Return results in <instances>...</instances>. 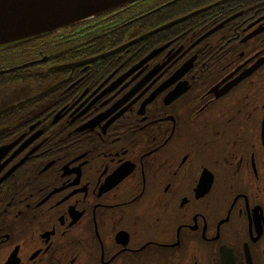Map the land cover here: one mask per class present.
<instances>
[{
	"label": "flooded vegetation",
	"instance_id": "flooded-vegetation-1",
	"mask_svg": "<svg viewBox=\"0 0 264 264\" xmlns=\"http://www.w3.org/2000/svg\"><path fill=\"white\" fill-rule=\"evenodd\" d=\"M219 1L0 53V264H264V1Z\"/></svg>",
	"mask_w": 264,
	"mask_h": 264
},
{
	"label": "water",
	"instance_id": "water-1",
	"mask_svg": "<svg viewBox=\"0 0 264 264\" xmlns=\"http://www.w3.org/2000/svg\"><path fill=\"white\" fill-rule=\"evenodd\" d=\"M131 1L134 0H0V45L78 23Z\"/></svg>",
	"mask_w": 264,
	"mask_h": 264
},
{
	"label": "trees",
	"instance_id": "trees-1",
	"mask_svg": "<svg viewBox=\"0 0 264 264\" xmlns=\"http://www.w3.org/2000/svg\"><path fill=\"white\" fill-rule=\"evenodd\" d=\"M168 0H138L134 3L128 4L122 8H118L116 10L110 11L108 13H105L103 15L94 17L90 20L81 22L79 24H76L74 26H71L70 29H67L66 31H70L71 30H75L76 34L79 32L84 33L85 29L87 28H83L84 26L88 25V24H93L95 21L98 20H102L101 21V25L100 26H110L107 27L108 29H111L112 33H111V37L107 38L105 40H101L99 41V43L97 44L98 50L96 51H90L89 53H95L98 51H103V50H109L112 47L124 42L125 40L130 39L134 34L133 33H129L128 30L125 31H120L121 27H112L111 24H117L119 22L122 21L123 18L128 17L130 15H139L142 12L139 13H135L137 10L143 9V15L140 18V20L143 21V28L147 27V28H151L153 27L152 25L159 20L160 15H164L163 19L168 17V14L172 13L175 14H179V13H183L185 11H189L187 9H184V7L182 6L183 4H188L186 5L185 8H189L190 5L192 4H198L199 6L205 5V4H210L213 3L217 0H176L173 3L164 5V3H166ZM259 1H264V0H259ZM241 1L240 0H220L219 3L220 4H239ZM213 9V8H211ZM190 21V18L186 19L185 21L174 25L168 29H165L163 31H160L156 34L150 35L149 37H145L142 41H139L133 45H141L143 44V52L145 53L146 51H148L152 44L156 43L157 41L159 42H164L166 39L170 38L174 32H175V27H181L183 26L182 23H184V25L188 24V22ZM82 28V29H80ZM106 28H103V30ZM82 30V31H81ZM65 31V32H66ZM53 34V33H52ZM52 34H45V35H41V36H37V37H32V38H28V39H24V40H20L17 42H13L10 44H7L5 46L0 47V53H7V52H14L13 50H16V48H20L22 49L23 46H27L30 43L32 44V42H35L37 40H41L40 38L43 39V37L52 35ZM73 35V34H72ZM54 36H57V33L54 34ZM85 35H83V38ZM88 36H90V34H88ZM44 43H42L43 45ZM131 45V46H133ZM102 60V59H101ZM99 60V61H101ZM35 65H31L27 68H31L34 67ZM95 70L99 69L100 66L97 65L96 62L92 63V66ZM26 68V69H27ZM18 73H23V70H20ZM12 76V81L13 80H19L20 78L22 79H26L28 77H34L33 75H24L22 74L20 77L15 78L13 73L11 74ZM39 77V75L37 76Z\"/></svg>",
	"mask_w": 264,
	"mask_h": 264
},
{
	"label": "rangeland",
	"instance_id": "rangeland-1",
	"mask_svg": "<svg viewBox=\"0 0 264 264\" xmlns=\"http://www.w3.org/2000/svg\"><path fill=\"white\" fill-rule=\"evenodd\" d=\"M4 57L3 56H0V60L3 59Z\"/></svg>",
	"mask_w": 264,
	"mask_h": 264
}]
</instances>
